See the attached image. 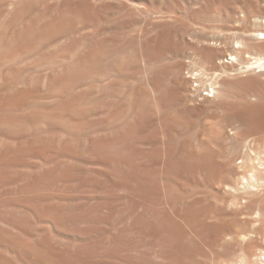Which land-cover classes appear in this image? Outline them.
Listing matches in <instances>:
<instances>
[{
	"label": "rangeland",
	"instance_id": "374dc122",
	"mask_svg": "<svg viewBox=\"0 0 264 264\" xmlns=\"http://www.w3.org/2000/svg\"><path fill=\"white\" fill-rule=\"evenodd\" d=\"M263 34L264 0H0V264H264L230 187Z\"/></svg>",
	"mask_w": 264,
	"mask_h": 264
},
{
	"label": "bare ground",
	"instance_id": "6f19581e",
	"mask_svg": "<svg viewBox=\"0 0 264 264\" xmlns=\"http://www.w3.org/2000/svg\"><path fill=\"white\" fill-rule=\"evenodd\" d=\"M251 4V3H250ZM27 5V4H26ZM247 5V4H246ZM252 5V4H251ZM22 6V4H21ZM17 7V6H16ZM251 8H253L252 13H251V20H253V24L254 25H260V22L258 20L261 19V16L259 15V12L256 13L254 6H252ZM261 8V7H260ZM18 9V8H17ZM2 10V9H1ZM3 13V12H2ZM17 14V13H16ZM2 16V15H1ZM15 16V15H14ZM17 16V15H16ZM40 16V15H39ZM263 16V15H262ZM4 17V16H3ZM14 18V17H13ZM17 18V17H16ZM12 19V18H11ZM246 21V20H245ZM119 22V21H118ZM122 22V21H121ZM123 24V23H122ZM65 25V24H64ZM252 25V24H251ZM56 26V25H55ZM66 28V27H64ZM248 31V30H247ZM264 35V34H263ZM264 38V37H263ZM238 39V38H237ZM246 39V38H245ZM262 39V38H261ZM171 40V39H170ZM251 40V39H250ZM242 41V40H240ZM244 41V40H243ZM242 41V42H243ZM252 42V41H251ZM44 43V42H43ZM246 43V42H245ZM244 43V44H245ZM247 43H249L247 41ZM243 44V43H242ZM251 44V43H250ZM253 44V43H252ZM246 45V44H245ZM254 45V44H253ZM261 45V44H260ZM259 46V45H258ZM92 47V46H91ZM244 47V46H243ZM261 47V46H260ZM236 51L234 50L235 54H230V60H236L238 59V57H241L244 53L241 44H238L237 46H235ZM246 48V46H245ZM263 48V45H262ZM95 49V48H94ZM104 50V49H103ZM245 50V49H244ZM246 51V50H245ZM174 53V52H173ZM53 56V55H51ZM206 59L207 62L212 63V55L210 53H207L206 55ZM244 56V55H243ZM177 57V56H176ZM175 58V57H174ZM149 59V58H148ZM102 60V59H101ZM264 58L263 57H259L256 58L255 62L257 63L258 67L260 68H264ZM97 61V60H96ZM4 64V63H3ZM221 64V63H220ZM100 65V64H99ZM105 65V64H104ZM107 65V64H106ZM211 65V64H210ZM103 67V66H102ZM119 67V66H118ZM175 67V66H174ZM162 69V68H161ZM119 70V69H118ZM174 70V69H173ZM200 72V75H202L203 78H206L205 80L209 81V86L208 84L205 85L210 87L212 89V91L215 93H218L219 89V82L215 79V77L213 78V74H208L206 72V70L203 71L202 70L198 71ZM261 75L264 76V69H260ZM189 73V71H188ZM197 74V72H195ZM120 74V73H119ZM192 73H190L189 75H191ZM193 75V74H192ZM198 76L201 79V76ZM197 77V76H196ZM197 77V78H198ZM198 78V79H199ZM17 79V78H16ZM61 80V79H60ZM73 80V79H72ZM203 80V79H202ZM203 80V81H205ZM17 81V80H16ZM200 81V80H199ZM59 82V81H58ZM67 85V84H66ZM151 85V84H150ZM57 86V85H56ZM112 87V86H111ZM63 88V87H62ZM194 88V87H193ZM68 89V88H67ZM257 89V88H256ZM109 90V89H108ZM19 91V90H18ZM57 91V90H56ZM54 91V92H56ZM58 92V91H57ZM109 92V91H108ZM249 92V91H248ZM247 93V92H246ZM24 94V93H23ZM76 94V93H75ZM25 95V94H24ZM29 96V95H28ZM214 96V94H213ZM23 97V96H22ZM254 97L255 100L251 101L248 98ZM20 98V97H19ZM83 98V97H82ZM85 98V97H84ZM25 101V100H24ZM69 101V100H68ZM245 105H244V111H249V110H255V109H263V115H264V86L260 87L257 89V91L254 92H249L245 95V99H244ZM66 103V102H65ZM181 103V102H180ZM243 103V102H242ZM95 104V103H94ZM98 104V103H97ZM100 104V103H99ZM142 104V103H141ZM140 105V104H139ZM241 105V104H240ZM72 106V105H71ZM110 106V105H108ZM9 110V109H8ZM7 112V111H6ZM238 112V111H237ZM239 113V112H238ZM12 114V113H11ZM10 115V114H9ZM173 115V114H172ZM194 115V114H193ZM243 113H239L236 116V118H238V122H242L243 121ZM245 115V114H244ZM234 116V117H235ZM165 117V116H164ZM161 118V117H160ZM263 119L259 120L258 122L255 123V133H258L257 136H251L252 134H248L247 136L242 137L241 135L236 136L237 141H239L237 144H239V148L238 150L236 149V158H234V161L240 160V165H239V170L242 168V170L239 172H236L235 169L232 170V172L235 175V180H233L234 182L232 184H230L231 187V191H233V198L235 199V202L238 205L241 206L243 204H249L248 202H251L250 198L251 195L256 194L257 189L256 187L259 185H264V117H262ZM114 119V118H113ZM151 119V118H150ZM166 119V118H165ZM179 120V119H178ZM237 121V120H236ZM20 122V121H19ZM21 127V125H20ZM219 132V131H218ZM227 132V131H226ZM13 133V132H12ZM219 134V133H217ZM242 137V138H240ZM21 138V137H20ZM235 139V140H236ZM236 143V141L234 142ZM235 144V145H237ZM197 147V146H196ZM236 147V146H235ZM183 148V147H182ZM219 151V150H218ZM233 151V150H232ZM223 153V152H222ZM215 156V155H214ZM232 156L234 157L235 155L232 154ZM232 157V158H233ZM170 160V159H169ZM232 160V159H230ZM236 164V163H235ZM239 164V163H237ZM198 169V168H197ZM234 177V176H233ZM230 189V188H229ZM231 193V192H230ZM225 201V200H224ZM232 203V200H230ZM234 202V203H235ZM255 202V201H254ZM235 206V205H234ZM233 207V206H232ZM239 207V206H238ZM244 207V205H243ZM227 208V207H226ZM246 208V207H244ZM240 209V208H239ZM243 209V208H242ZM241 210V209H240ZM228 212V211H227ZM219 213V212H218ZM240 213H242V211H240ZM259 213V212H258ZM241 216V215H240ZM257 216V215H256ZM254 218V217H253ZM252 218V219H253ZM260 218V217H259ZM230 219V218H229ZM254 220V219H253ZM257 220V219H256ZM254 220V221H256ZM227 222V221H226ZM255 224V222H253ZM252 223V225L254 226V224ZM251 224V223H250ZM237 225V224H236ZM256 225V224H255ZM232 227V226H231ZM229 228V227H228ZM255 228V226H254ZM253 228V229H254ZM252 229V230H253ZM250 230L249 232H231L228 234H223L220 236V240L221 238H223L226 242V240L232 241V242H238V244H243L246 242H249L250 240H253V238H255V231ZM256 230V229H255ZM229 232V231H228ZM252 232V233H251ZM255 232V233H253ZM258 234V233H257ZM219 240V239H218ZM228 242V241H227ZM234 244V243H233ZM239 244V245H240ZM229 246V245H228ZM241 248V247H240ZM208 250V249H207ZM242 257L244 256V254H248V256L250 257H255L254 259L257 260L256 258L263 256L264 258V245H259L257 246V248H255L252 251H249L246 248V245L243 244L242 247ZM237 253V252H236ZM247 258H249L247 255H245ZM244 256V258H245ZM241 257V256H240ZM250 257V258H251ZM252 257V258H253ZM246 258V259H247ZM253 261V260H252ZM196 264V263H195Z\"/></svg>",
	"mask_w": 264,
	"mask_h": 264
},
{
	"label": "built area",
	"instance_id": "2783aa9c",
	"mask_svg": "<svg viewBox=\"0 0 264 264\" xmlns=\"http://www.w3.org/2000/svg\"><path fill=\"white\" fill-rule=\"evenodd\" d=\"M193 79H196V78H193ZM200 86H201L200 83H199V85H198V83H196V85H194V88H200ZM213 94H214V92L212 91V89L210 87L205 85V87L202 88V97H212Z\"/></svg>",
	"mask_w": 264,
	"mask_h": 264
}]
</instances>
